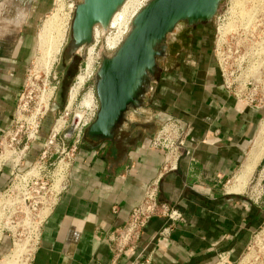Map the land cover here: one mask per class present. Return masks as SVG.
<instances>
[{
	"label": "crops",
	"instance_id": "1",
	"mask_svg": "<svg viewBox=\"0 0 264 264\" xmlns=\"http://www.w3.org/2000/svg\"><path fill=\"white\" fill-rule=\"evenodd\" d=\"M51 1L0 0V35L15 45L7 52L0 42V133L11 125L34 54L36 22ZM9 11L14 17L7 20ZM199 48L194 67L185 57L163 62L159 76L169 71L177 89L164 92L173 85L158 79L149 102L129 116L117 142L83 136L71 160L68 188L46 211L29 264H139L147 258L149 264H214L219 256L241 254L248 235L264 222V198L253 204L228 194L225 184L241 165L264 108L255 110L229 96L208 42L202 39ZM170 117L179 118L189 135L176 170L163 173L165 154L150 149L147 141ZM158 176V201L182 220L171 224L153 218L132 247L118 254L110 236L124 226ZM166 227L169 235L159 239ZM10 250L2 238L0 257Z\"/></svg>",
	"mask_w": 264,
	"mask_h": 264
},
{
	"label": "rangeland",
	"instance_id": "2",
	"mask_svg": "<svg viewBox=\"0 0 264 264\" xmlns=\"http://www.w3.org/2000/svg\"><path fill=\"white\" fill-rule=\"evenodd\" d=\"M57 1L60 0H52V7L36 22L33 37L34 54L25 72V78L26 74H28L29 80L27 81V87L24 89L22 88L23 97L20 103L18 98L16 100V106L19 104L21 109L24 110L21 112L23 120L15 124V116H13V112L12 119L14 117V120L13 123L11 122L12 126L10 125L9 129L5 130L4 133H0V153L3 154L2 156H7L8 158H6L7 160L0 166V230L1 239L6 238V240L10 242L11 246L10 252L6 255L4 254L5 256L0 257V264H5L3 263L4 258L11 255L10 253L13 252V243L17 246L19 245L18 247L21 250L17 251V254L10 259L9 264H28L36 243L34 242L35 229H38L41 221L39 205H36L39 201V197L41 196L37 197L36 190L40 186L50 183V177L60 161L64 159L63 163H67V158L69 156L67 157L66 155L70 153L69 150L72 148V143L75 139L74 135L69 142H64L61 136L64 130L69 126L73 113L68 118V125L66 128L55 139L52 137L54 135L52 130L56 120L62 115V111L67 105L69 90L74 83L75 77L78 75L80 70L84 68L87 58V49H89V47L90 49L94 47L93 44H91V46L83 47L80 51H77L76 54L78 55V61L80 62L77 68L68 75L61 72L59 64H62V58H65L68 52L66 44L70 31L69 29L66 41L60 51V55L56 58L54 65L50 69V60H47L38 51L37 38L45 21H47V19L52 15V10ZM63 1L66 6H69L72 1H74L76 5L79 2V0ZM66 11L68 10L66 9ZM216 14H218L217 17H219V19L215 20L214 18L213 22L207 28L211 34V50L213 39L215 40L216 29L222 24L225 25L228 23L227 25L230 24L229 26L233 27V20L241 21L242 17H248L252 19L253 27L256 28L257 26L254 40L252 41V43L256 45L246 42L241 46V54L239 56V61H242L241 66L238 67L239 63L234 61L235 57L227 51V47L225 45H222L220 50L217 52L214 50L212 53L211 51V55L215 59L216 65L217 60H219L222 70L225 72L226 76L229 77L230 82L236 84L239 82L238 79H244L246 66L248 64L255 63L258 67H261V70L264 71V0H222ZM12 17H14V14L12 11H9L8 16H6L7 20ZM16 34L17 33H15V37ZM101 34L102 32L100 35ZM98 35L99 33L96 37H98ZM106 36L107 32L104 33V38ZM182 39H185V37ZM181 40H177L176 44L180 45ZM8 41L9 39L6 35H0V42L4 43L6 50H10L7 52H11V49L15 45H13L14 43H11L12 45L10 44L11 46H9ZM90 49L88 52V60H92L91 56L93 55V51L91 54ZM176 50L177 46L174 45L171 56ZM95 53H98L100 62L103 55H112V53L106 52L103 47L97 48ZM258 57L260 58L258 59ZM171 58H169L170 60L167 64L172 60ZM28 70L29 72L27 73ZM168 72L166 71L162 73V76H158L160 84L169 85L172 83L170 82L171 80L169 79L170 75ZM54 77H56V81L57 78L58 80L62 78L59 90H57L59 91L58 97L61 100V106L59 105L58 98H56V100L52 102L50 108L45 112L44 102L49 96L51 87L54 85ZM93 79L94 76L84 86L80 96L78 97L77 104L80 102L81 97L90 89L93 90L95 96ZM222 83L223 78L221 77L220 85ZM257 85L258 92L260 90H264V75H260ZM175 89H177L175 85H173L172 88L171 85H169L164 92L169 91L173 94ZM37 125L38 128L36 129ZM263 126L264 111L260 119L259 126L250 142L249 148L241 165L237 168L236 173L233 174V176H231L225 184L227 189L234 184L236 176L240 174L242 165L247 158L248 153L255 147V142L260 144L262 146H259L262 151V156L259 162L256 164L251 175L246 176L243 191L240 194H233L245 197L247 200H249V196L252 195V191H258L260 189L258 187L256 188V182L264 166ZM35 131H37V133H35ZM32 134L35 135L32 137ZM259 138L260 140L258 141ZM19 141L20 144L18 143ZM25 143L28 144V149L21 154L20 152L22 151ZM13 150L17 151V155L14 156L12 154ZM39 173L41 174L39 175ZM227 189L225 188V191ZM214 264H264V222L257 231L248 235L245 241L244 250L240 255H238L235 259H226L224 257L223 260H220L219 258L214 262Z\"/></svg>",
	"mask_w": 264,
	"mask_h": 264
},
{
	"label": "water",
	"instance_id": "3",
	"mask_svg": "<svg viewBox=\"0 0 264 264\" xmlns=\"http://www.w3.org/2000/svg\"><path fill=\"white\" fill-rule=\"evenodd\" d=\"M126 0H79L72 15L66 61L92 44L95 26L106 32L113 15ZM222 0H150L136 14L121 45L110 56H102L93 87L98 103L85 136L100 142H117L125 132L131 114H138L149 102L163 62L170 57L177 40L195 27L208 28ZM59 94V91H58ZM58 98L59 105L61 100ZM73 114L62 133L69 142L79 127Z\"/></svg>",
	"mask_w": 264,
	"mask_h": 264
},
{
	"label": "built area",
	"instance_id": "4",
	"mask_svg": "<svg viewBox=\"0 0 264 264\" xmlns=\"http://www.w3.org/2000/svg\"><path fill=\"white\" fill-rule=\"evenodd\" d=\"M150 0H144L138 7L134 13L123 15L122 17L118 18V22L116 25H110L107 36H100L98 39L93 38L92 44L94 45V53L97 48H102L108 52L113 53L117 48L121 45L127 34L129 33L131 22L136 16V14L149 2ZM58 2V1H57ZM71 10H70V17L73 14L76 3L72 1ZM218 14L215 16V20H218ZM71 21V18L69 19ZM69 21V22H70ZM231 23V22H229ZM228 24V23H226ZM225 24V25H226ZM233 28L224 35V31H222L223 24L220 27H217L215 40L213 39L212 45V53L217 52L220 50L222 45L227 47V51L235 57L234 61L238 62V67L242 65V61H239V56L241 54V46L243 43L250 42L254 40L255 30L257 28L253 27L252 19L248 17H242L241 21L233 20L232 21ZM247 37V38H246ZM107 39H110V42H107ZM64 44V43H63ZM61 45L60 51L63 47ZM256 45V44H253ZM96 54V53H95ZM60 55V52L55 55V58L50 66V69L54 65L56 58ZM260 57H258L259 59ZM87 63V62H86ZM80 70V73L86 67ZM100 65V57L98 53L96 54V59L93 64V73L92 75L86 80L83 84L84 86L90 81V79L95 75L97 68ZM217 66L220 71V75L223 78V83L221 87L223 90L231 96L235 101L243 103L244 105L253 108L255 110H259L264 108V90H260L258 92V85L260 75H264V71L261 70V67H258L257 64L252 63L246 66V74L244 79H238L239 82L233 84L230 82L229 77L226 76L225 72L222 70L221 64L219 60H217ZM29 70L27 71V73ZM76 78L74 83L76 82ZM28 74H26V78L23 84V89L27 87L28 81ZM237 80V81H238ZM54 85L51 87L49 91L48 98L45 99L44 102V110L45 112L50 108L52 102L55 98L56 92L58 90V82L56 81V77L53 78ZM73 83V84H74ZM23 89L18 94L17 98L19 103L23 97ZM83 90V89H82ZM92 90V89H90ZM93 91V90H92ZM76 108V107H74ZM78 108V107H77ZM79 109V108H78ZM98 109V103L96 101L95 109L92 113H87L85 115L86 119L81 121L79 127L77 128L75 139L72 143V148L69 150L70 153L67 154V163H63L64 159L58 163L57 168L53 171L50 177V183L40 186L36 190V195L39 197V201L36 205H39V213L41 214L43 211L50 210L55 203L58 201L60 195L66 191L68 188L69 183V175H70V167H71V160L74 156V153L77 150V146L80 143L86 128L92 122L95 117L96 111ZM22 110L20 105L18 104L15 106L14 115L15 116V124L23 120ZM73 113V110L69 111L67 107H65L62 111V115L56 120L55 125L53 127L54 135L52 136L55 139L57 136L61 134V132L66 128L68 125V118ZM14 117L12 119L13 123ZM62 120V121H60ZM12 126V124H11ZM56 126L58 128L56 129ZM38 125L36 126V129ZM37 133V131H35ZM35 135V134H34ZM189 132L188 130L184 129L181 126L180 119L176 117L166 118L160 124L159 130L156 134L147 141V146L150 149L160 150L165 154V162L162 168L163 173H167L170 171L176 170L177 162L185 150V144L188 138ZM20 144V141L18 142ZM28 149V144L22 148L20 152L23 154ZM14 156L17 155V151L13 150L12 153ZM2 153H0V156ZM16 166V165H15ZM14 166V167H15ZM41 173H39L40 175ZM159 183H160V176H158L155 180L151 181L144 192L143 198L141 202L132 209L127 221L125 222L124 226L117 230L115 234L110 236V240L115 245V250L118 254L126 252L128 248L132 247V245L138 240L139 236L141 235L142 231L145 227L149 224V222L153 218H163L166 220L167 223H175L182 220V215L174 210L171 206L167 204L160 203L158 201V193H159ZM260 188L258 191H252V195L249 196V201L253 204H260L264 197V166L259 174V177L256 182V188ZM25 201V200H24ZM42 221V220H41ZM40 221V223H41ZM39 231V227H38ZM169 235V227L162 229L159 239L161 237ZM38 240V237H37ZM37 240L35 242H37ZM159 240L157 239V242ZM14 245V243H13ZM36 245V243H35ZM31 258V256H30ZM29 258V262H30ZM220 260H223V256H219ZM28 262V264H29ZM139 264H149V258L143 259Z\"/></svg>",
	"mask_w": 264,
	"mask_h": 264
},
{
	"label": "bare ground",
	"instance_id": "5",
	"mask_svg": "<svg viewBox=\"0 0 264 264\" xmlns=\"http://www.w3.org/2000/svg\"><path fill=\"white\" fill-rule=\"evenodd\" d=\"M143 1L144 0H126L124 2V4L113 15V17L110 21L109 27H110V25H112V26L116 25L119 17H122L123 15L134 13L136 10H138L139 5ZM66 9L68 11H66ZM70 10H71V5L66 6L63 0L56 2L55 7L52 10L53 11L52 15L47 19V21H45V23L42 27V30L38 35V38H37L38 39V51L47 60H50V66L52 64L51 62L55 58V55L60 52L61 45L66 41L67 33H68V30L70 29V22H69L70 21L69 19L71 18L70 14H69ZM229 25L226 24L223 26L222 31H224V35L227 34L233 28V27H230ZM109 27H108V29H109ZM101 32H102L101 35L104 36V33L106 31L103 30L100 26H95L93 29L92 39L93 38L98 39L101 36L100 35ZM98 33H99V35H98V37H96ZM107 42H110V39H107ZM89 46H91V44ZM93 47H94V45H93ZM89 49H90V47H89ZM89 49H87V58H86V62H87L86 64L87 65H86L85 69L83 70V72L76 76L77 77L76 82L71 86V88L69 90L68 101H67V105H66V107L69 111L73 110V114L78 116L80 122L84 121L86 119L85 115L88 112L89 113L93 112V110L95 109V106H96V101H97L95 96H94L93 91L88 90L81 97L80 102L77 104L78 97L80 96L81 91L83 89V84L86 82V80L93 73V64H94L95 59H96V54L94 53V48H91L90 53L93 51V55L91 56L92 60L91 59H90L91 61L88 60ZM74 107H76V109ZM21 120H22V118H21ZM60 121H62V120H60ZM57 128H58V126H56V129ZM263 130L264 129H262V131ZM33 135L34 134H32V137H33ZM259 140H260V138L258 139V141ZM255 144H256V145H254L255 147L248 153V156L242 165L240 174L236 176L234 184L227 189L228 193L240 194L244 189L246 176L251 175L256 164L259 162V160L262 156V151L259 147L261 145L257 144L256 142H255ZM2 155L0 156V166L4 161H6L8 159L7 156H2ZM45 214H46V211H43L41 213V220L43 219ZM39 225H40V223H39ZM37 237H38V229H35L34 242L37 240ZM0 239H1V230H0ZM18 246L14 243L13 252L10 253L11 255L4 258L3 263H5V264L10 263V259L13 258L17 254V251L21 250V249H19Z\"/></svg>",
	"mask_w": 264,
	"mask_h": 264
},
{
	"label": "flooded vegetation",
	"instance_id": "6",
	"mask_svg": "<svg viewBox=\"0 0 264 264\" xmlns=\"http://www.w3.org/2000/svg\"><path fill=\"white\" fill-rule=\"evenodd\" d=\"M202 39H205L208 42L209 48L211 50V34L207 29L203 27H195L190 30V33H187L185 39L181 40L180 45L175 44L177 46V50L172 55V60L170 61L171 64H173L175 60L177 61L178 59L180 60V58L185 57L187 61V66H196L199 55L201 53L199 45ZM61 63L62 64H59L61 72H64L68 75L70 74V72L77 68L80 62L78 61V55L75 54L68 61H66V57L62 58ZM61 80L62 78L60 80H58L57 78L58 90L60 87Z\"/></svg>",
	"mask_w": 264,
	"mask_h": 264
}]
</instances>
